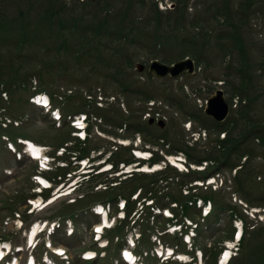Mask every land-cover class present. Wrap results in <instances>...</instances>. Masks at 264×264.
Segmentation results:
<instances>
[{
  "label": "rangeland",
  "instance_id": "374dc122",
  "mask_svg": "<svg viewBox=\"0 0 264 264\" xmlns=\"http://www.w3.org/2000/svg\"><path fill=\"white\" fill-rule=\"evenodd\" d=\"M245 1L0 0V23L7 21L6 23L14 22V25H18L20 23L19 19L21 17L24 19L25 16L31 26V33L27 37L28 41L22 46L24 48L21 49L20 47V50L18 47L14 48L16 46L17 30H13L10 35H7V42L0 35V69L3 72L2 75L5 77L9 74V80L16 75L20 78H27L25 83L18 79L13 84L4 83L0 79V150L2 153L0 236L10 237L16 233L17 227L13 221L9 225L5 223L8 216L12 218L11 220H13V217L17 218L16 215H12L15 214V211L23 213L26 219L32 220L36 217L51 216L53 213H68L72 208L74 210L76 204L70 205V201L73 200L76 194L75 191L73 192V188L80 185L78 181L82 178L79 179V175L81 173H93L88 171L98 166V163L103 162L106 156L98 158L99 151H111L110 149L113 148L115 142L125 141L127 143L129 140H134L135 143H139L140 147H135V143L131 146L135 149L140 148L146 153V156L151 154L150 150H159L161 155H165V151L161 150L160 144L152 145L144 141L140 142L142 133L139 135L140 130L138 129L142 128L144 116L147 115V113L142 114V111H149L155 116L160 114L166 120V125L163 129L157 126L159 130L164 131L169 128L170 137L184 138V142L194 144L195 150L199 153L202 151L210 152L213 147L219 148L218 132L213 128H209V131H207V139L202 137V139L195 142V135H197L195 133L201 130V124L190 118L189 115L183 119L180 113H174L175 108L172 105L184 102L185 109H202L204 114L206 101L216 89L222 88L230 104L228 118L234 114L233 108L237 106L239 97H234V104L232 105V95L234 94L232 84L234 83L233 79H239V77L234 75L229 63L231 65L232 62H237L239 51L232 46L229 40L219 42V38H225L231 29L229 24L226 23L225 11L222 6H231L232 12L229 14V18H235V22L243 25L241 27L244 39L242 46L246 51H249V59L254 65L253 79L255 81L253 82L260 86L261 69L264 67L259 64V61L264 57V0H252L251 5L247 6L244 17H239L238 8L239 6H245ZM46 11L48 13L51 11L65 23L63 33L64 37L67 38L68 48L59 51L56 48V45L62 40L58 32V17H55L49 25L47 19L42 18L47 16ZM239 18H242L241 22ZM37 21H42V24L36 26ZM97 24H100L104 29L106 28L108 33L105 34L104 29L103 31L101 29L102 32L96 34ZM226 29L227 32H225ZM192 30V34L194 32L200 33L201 38L199 41L202 39L209 40V43L204 46L199 43L202 48L199 52L201 53L199 60L191 54L190 49L184 53L182 46L175 44L176 41L174 40L163 45L161 38L158 36V34L164 35L166 33L175 35L177 39H182L190 35L188 32ZM205 34H207L206 38L204 37ZM104 41L107 42L108 46L103 44ZM84 42L91 45L81 46V43ZM96 43L99 44V47ZM192 46L194 44L190 43L189 48ZM188 56L192 57L196 63V70L193 74L185 73L176 78L167 76L157 79L149 73L151 60L158 59L166 64H172ZM139 63L144 64L143 71L138 70ZM6 87H10L11 91ZM40 91L52 95L54 97L53 103L65 112H72L70 113L71 116L78 114L77 110H83V112L90 114L91 121L87 128L90 135L87 145L98 146L99 148L90 153L91 159L94 160L90 159L87 162L86 159V162L79 163L78 167H74L76 161L73 162L74 157H71L70 161L73 163H70V166L72 169H76L75 171L69 169L73 177L69 184L62 187L59 185L51 192L52 196H62L42 212L29 217L28 212L25 211L26 203L23 202L27 197L38 191L39 185L34 177V174L38 173V161L32 160L23 153L24 145H16V151H20L24 159L19 161L17 152L15 153L10 149L7 136L1 137V135L21 133L31 139L33 138L37 143L44 145L45 150L49 151L51 157L48 166L53 167L62 164V162L53 161V159L54 156L63 154L64 147L60 148L59 146L62 141L68 138L67 133L71 136L70 141L61 146L65 145L67 149L74 150L79 143L77 139H74L75 133L69 122L64 121L61 123L62 127H58V123L46 110L30 101L31 96ZM263 104L264 98L259 99L253 108L255 111L261 112ZM116 118H118V122L120 118L125 120L122 123L120 122L121 124H115L112 121ZM190 121L193 122L192 130L188 129ZM126 124L128 126L127 130L124 128ZM155 125L157 124L154 123L152 126ZM122 128H124L123 131ZM223 135L224 132H221L219 138H223ZM55 151L56 155H54ZM45 154L48 153L45 152ZM69 155L70 153L67 154V156ZM179 156L184 158V155ZM244 159H242V162ZM138 162L131 165L133 169L141 170L144 168L147 170V163L141 162L139 164ZM249 164L252 175L246 172L241 180V189L244 195H241L242 193L238 191L240 187H236L238 184L234 179L235 169L232 171L224 170L219 177L216 175L215 183L208 189H206V186L197 188L199 193L211 195L215 193L216 201H219L217 203L218 207L220 206L219 208L226 206V211L219 212L218 218L211 221V219L202 217L197 208L192 210V213L198 212L200 216L197 238L193 243L199 249L207 251L208 254L214 251V248L218 251L225 247L227 243L222 239L226 235V230L231 227V224L236 226L235 224L238 223L237 225L240 226L241 221L238 217L243 220V238L235 244H233L234 242L228 244V246L234 245L232 247L234 254L238 253L230 264H264V155H261V150H258L257 158L254 156ZM109 166V163H107L102 169ZM120 168H122V164ZM8 171H11L12 174L8 175ZM126 171H128L127 168L123 167L118 174L109 173L106 175V173H103L101 177H98L100 182L91 179L81 186V190H87L91 194L92 192L88 189H91L90 186L95 185V182H97L98 187L105 188L103 181L106 176L107 178H113L114 175H117V183H119L130 176V173H125ZM42 174L43 176L48 174L56 181L60 180V177L56 176L55 173L43 172ZM69 174L67 173V178L70 176ZM179 183L181 182L179 181ZM123 184L121 185L125 186L128 183ZM216 187L218 188L216 189ZM182 189L185 194L187 191L185 192L184 189H191V187L185 185ZM177 191L179 189L173 190L171 193ZM68 192L73 193L68 194ZM90 199L91 196H88L79 202L83 203L85 200L89 201ZM39 200L41 199L39 198ZM151 201L150 199L147 203ZM9 205L15 211L9 208L3 209V206ZM137 205L140 209V203ZM178 209L179 207L176 212H178ZM61 210L64 212H61ZM234 210L238 217L234 216L233 219L230 217V212H234ZM157 211L156 209L155 212ZM115 213L112 214L115 217L121 215V212ZM213 215L216 216L215 213ZM162 217V215L156 216L152 220L154 227L158 230L166 228L167 219ZM75 218L77 221L75 234L71 237H65L62 232L57 233L54 236V242L65 247L68 250L69 257L78 262L81 259L80 254L83 250L100 248L99 243L95 241L94 229L98 225L96 222L99 219L101 220V216L97 217L95 214L82 213V209L79 207L75 211ZM180 219L182 218L180 217ZM112 220L113 218L109 219V221ZM184 221L186 224L190 223L188 220ZM176 228H180V226L177 225ZM173 229L174 227L170 231ZM224 230L226 232L223 233ZM236 230L237 227L235 232ZM123 232L127 233V240L130 242L131 237L136 240L139 236L138 230L133 229L130 231L129 227H125ZM147 237L146 242L140 240L136 251L141 253L145 250H151V254H156L155 249L161 250V242L156 239V234H153L152 241L149 236ZM51 238L53 241V237ZM164 238L169 244L173 242V239L168 235H165ZM14 241L23 243L25 239L16 237ZM42 241L43 239L40 240L38 247L40 252L42 251ZM101 241L106 242V239ZM221 241L225 244H222ZM180 247L185 248L178 260H192L193 255L185 252L192 250L193 247H190V244L186 246L184 243ZM199 249L196 251V260L191 264H200L201 251ZM25 254H28V251H25ZM102 254H104V251ZM153 258L155 259H152V264L162 261L157 254ZM175 258L177 257L175 256ZM100 259L104 260L106 264H116V259L119 260L118 264L122 263L121 258L118 256L117 245L112 246L109 253L106 251L105 257ZM164 264L182 263L174 261L173 263L164 262ZM202 264H204L203 260Z\"/></svg>",
  "mask_w": 264,
  "mask_h": 264
},
{
  "label": "trees",
  "instance_id": "16d2710c",
  "mask_svg": "<svg viewBox=\"0 0 264 264\" xmlns=\"http://www.w3.org/2000/svg\"><path fill=\"white\" fill-rule=\"evenodd\" d=\"M244 3L245 6H239L238 8L237 13L239 17H244V13L247 9V6L251 5L252 0H246ZM222 9L225 11L224 17L226 18V23L229 24L231 29L229 30L230 33H228L225 38H219V42H223V40H229L232 46H234V48L239 51V53L237 54L238 59H236L237 62H232L231 65L229 63V66L232 68L234 75L239 77V79L234 78V83L232 84L234 94L232 95L233 99L231 101V104H234V97H239L237 106L233 108L234 114L230 118L226 119L224 122L219 123L203 114L202 109H185V105L183 104L184 102L182 104L175 103L172 105V107L175 108V111H178L181 114L183 119H185V117L189 115L190 118H193L194 120L198 121L199 124H201V129H206L207 131H209V128H213L214 130H216L218 132L219 148L213 147V150L210 152L206 153V151H202L199 153L197 152V150H195V146L190 145L188 142H184V138L181 137V140L179 137H170L169 128L164 131L159 130L157 127L150 125L147 121H144L142 128L138 130H140L139 132L142 133L143 140L145 143H150L152 145L160 144L161 147L164 148L167 153L183 152L187 159V166L192 163L199 165L203 162H207V166L204 170H194L189 168L188 172H180L176 168L168 164L164 169L158 170L153 173L133 172L131 176L126 177L125 180H122L119 183H117L118 178H116V176L113 178H107L106 176V179H104L103 181V183H105V188H102L100 190L94 191V187L96 186L97 182H95V185H91V189L88 190L93 193L90 194V192L85 190L86 194L84 195L85 198L88 196H92L91 199L88 202L85 200V203L79 202L75 206L76 208L84 207L85 205H89L97 201L104 203L110 202L111 204L116 206L119 199H126V221H124L123 224H120L118 222L115 228L108 231L106 234L108 237L111 238L112 241L114 236L122 235L123 229L125 228L126 224L131 223L129 217L135 211L138 202L137 200H133L132 196L138 190H140L141 199L145 198L147 200L153 198V201L156 202V205L161 207H173L172 204H175L174 206H176L177 208L179 207L178 212H176L177 208L171 209L174 210L177 218L181 217L182 219H184L185 217H189L192 220L194 219L193 221H199L200 219L198 212L192 213L193 208H195L197 198L203 197L205 201L211 199L213 202V213H215L216 216H214L212 213L208 219L214 220L218 218V213H221L222 211L225 212L226 206H221L222 208H219L220 206L218 207L217 203H219V201H216V198L214 196L215 193H213L212 195L202 193L197 195L193 193L187 195L182 192L183 186L188 185L197 179L205 180L208 177L216 174L221 175L222 171L224 170L232 171L236 169V175L234 176V179L238 184L236 187H240L241 191H238L242 193L241 195H244L241 189V180L243 179V174L247 172L249 175H252L251 169L249 168L251 167L249 163L254 158V156L257 158L258 150H261V155H264V104L262 105L261 112L257 110L255 111V109L253 108L255 103L259 99L264 98V67L261 69V84L260 86H258L253 82L255 81L253 79L254 65H252L249 59V51H246L242 46L244 44L243 33L241 28L243 27V25L235 22V18H229V14H231L232 12L231 6H222ZM55 17L58 16L49 11V13L47 12V16L42 18H46L48 24L51 25ZM241 19L242 18H239L240 22ZM19 20L18 21L20 23L18 25H14V22L10 24L6 23L7 21L0 23V35H2V39L7 42V35H10L13 30H17V37L15 39L16 46H14V48L18 47L20 50V47L21 49L24 48L22 46H24V44H26V42L28 41L27 37L31 33V26L30 23L27 22L28 19H25V16L24 19H22L21 17V19ZM41 22L42 21H37L36 26L42 24ZM57 24L59 25L58 32L60 38H62L61 42L56 45V48L59 51L60 49L63 50L65 48H68L69 44L67 38L64 37L63 33L65 23L60 19V17L57 18ZM102 24L103 26H105L104 23ZM101 29L103 31L104 27H102L100 24H97L95 33L100 34L102 32ZM193 30L188 32V34L190 35L185 38L183 37L182 39H177L175 38V35H168L166 33H164V35L158 34V36L161 38L163 45L169 44V42H172L174 40L176 41L175 44H180V46H182V50L184 51V53L190 49V51H192L191 54L199 60L201 57V53L199 52H201L202 50L200 45H206L207 43H209V40L202 39L199 41V39L201 38L200 33L194 32L196 33V35H194V33L192 34ZM225 32H227V29L225 30ZM104 33H108V30L106 28L104 29ZM206 35L207 34H205L204 36L205 38ZM228 35L229 37H227ZM197 41L199 42L197 43ZM190 43L194 44V46L189 48ZM103 44L105 46H108L107 42L105 41ZM85 45L91 44L87 42L81 43V46ZM97 47H99V44H97ZM263 63L264 57H262L261 61H259V64L261 66H264ZM2 73L3 72L0 69V79L4 83L13 84L18 79L21 80L22 83H25V79H27L23 77L20 78L18 77V75H16L15 77L12 76L13 78L9 80L10 75L8 74L4 77ZM6 89L11 91L10 87H6ZM117 119L118 118L113 119L112 122L121 124L125 120L120 118V121L118 122ZM221 132H225L224 138H219V134ZM63 143L64 141H62L60 145H62ZM168 144H170V148H166ZM98 148V146H88L87 141L79 140L78 147H75V149L72 151H74V153H76L77 156L81 158L89 157L92 149L94 150ZM243 158H245V161L242 162ZM163 159L164 158L158 152H154L153 157L150 159V164L160 162ZM109 161L113 163L114 170H116L118 169V166L121 162H124L126 164L133 163L135 161V157L131 153V147L118 146L117 150L111 151L109 155ZM65 171L66 169H61L59 173L65 174ZM107 174L109 173H106V175ZM101 175L103 174H93L94 178L92 176L90 180L95 179V181H99L98 177H101ZM179 181L181 183H179ZM123 183L128 184L123 186ZM166 189L167 191H165ZM176 189H179V191H177L176 193H171V191ZM149 208L150 207L146 204H142V208L140 209L141 213L139 215L140 219L135 220L133 225L134 227H138V229L141 231L143 240H145V242L146 239H148L147 236L150 237V234L152 232H155L156 230V227H154L151 222V216L153 212L149 210ZM235 212L236 211L234 210V212H230L231 214L229 213L231 218L237 216ZM167 221H172V219H167ZM225 230L223 231V233L226 231L227 232L222 240L226 241L229 239H233L235 232L234 225L231 224V227L228 228L226 231ZM223 241H221L222 244ZM179 243L180 241L178 240V238H176L175 242L172 244L175 246ZM214 249L215 250L211 251L210 254H208L207 251L203 250L205 258L207 257V259H205L207 264H215L218 260L221 249L218 251L216 250V248Z\"/></svg>",
  "mask_w": 264,
  "mask_h": 264
},
{
  "label": "water",
  "instance_id": "95a60500",
  "mask_svg": "<svg viewBox=\"0 0 264 264\" xmlns=\"http://www.w3.org/2000/svg\"><path fill=\"white\" fill-rule=\"evenodd\" d=\"M195 61L192 57H186L184 59L175 61L172 64L163 63L157 59L151 61L150 72L157 78H163L167 75L177 77L184 72L193 74L195 72ZM138 69L144 70V65L139 63ZM230 112V104L226 99L225 92L222 88L217 89L208 99L205 106V114L212 117L218 122H222L226 119ZM153 120H151L152 122ZM158 124L164 127L165 122L160 120Z\"/></svg>",
  "mask_w": 264,
  "mask_h": 264
},
{
  "label": "bare ground",
  "instance_id": "6f19581e",
  "mask_svg": "<svg viewBox=\"0 0 264 264\" xmlns=\"http://www.w3.org/2000/svg\"><path fill=\"white\" fill-rule=\"evenodd\" d=\"M30 150L33 152V153H35V154H38L39 152H40V147L38 146V145H35V143H32L31 144V147H30ZM174 159V158H173ZM174 161L176 162V163H178V164H182V163H180V161H178V160H176V159H174ZM129 257H131V255L129 254L128 255Z\"/></svg>",
  "mask_w": 264,
  "mask_h": 264
}]
</instances>
